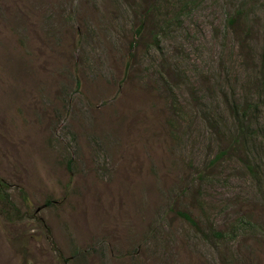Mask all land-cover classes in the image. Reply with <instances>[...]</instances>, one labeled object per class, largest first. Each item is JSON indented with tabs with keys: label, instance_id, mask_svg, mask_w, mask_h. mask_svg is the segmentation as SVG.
I'll list each match as a JSON object with an SVG mask.
<instances>
[{
	"label": "rangeland",
	"instance_id": "374dc122",
	"mask_svg": "<svg viewBox=\"0 0 264 264\" xmlns=\"http://www.w3.org/2000/svg\"><path fill=\"white\" fill-rule=\"evenodd\" d=\"M0 264H264V0H0Z\"/></svg>",
	"mask_w": 264,
	"mask_h": 264
},
{
	"label": "trees",
	"instance_id": "16d2710c",
	"mask_svg": "<svg viewBox=\"0 0 264 264\" xmlns=\"http://www.w3.org/2000/svg\"><path fill=\"white\" fill-rule=\"evenodd\" d=\"M225 154H226V153H225ZM225 154L222 153V154L219 155L217 158L220 159V158L223 157ZM181 216H182L185 220H187L188 222H190L191 224H194L192 218H191L188 214H186V213H181ZM218 235H220V234H218Z\"/></svg>",
	"mask_w": 264,
	"mask_h": 264
}]
</instances>
